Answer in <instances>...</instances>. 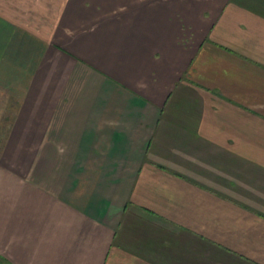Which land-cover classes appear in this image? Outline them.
I'll use <instances>...</instances> for the list:
<instances>
[{
    "label": "crops",
    "instance_id": "crops-1",
    "mask_svg": "<svg viewBox=\"0 0 264 264\" xmlns=\"http://www.w3.org/2000/svg\"><path fill=\"white\" fill-rule=\"evenodd\" d=\"M10 264H264V0H0Z\"/></svg>",
    "mask_w": 264,
    "mask_h": 264
},
{
    "label": "rangeland",
    "instance_id": "rangeland-1",
    "mask_svg": "<svg viewBox=\"0 0 264 264\" xmlns=\"http://www.w3.org/2000/svg\"><path fill=\"white\" fill-rule=\"evenodd\" d=\"M0 264H10L7 261V257L3 255L2 253H0Z\"/></svg>",
    "mask_w": 264,
    "mask_h": 264
}]
</instances>
